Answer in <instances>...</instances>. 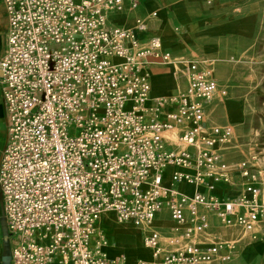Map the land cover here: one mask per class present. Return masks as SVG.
<instances>
[{
    "label": "built area",
    "instance_id": "obj_1",
    "mask_svg": "<svg viewBox=\"0 0 264 264\" xmlns=\"http://www.w3.org/2000/svg\"><path fill=\"white\" fill-rule=\"evenodd\" d=\"M139 1L3 0L8 141L0 189L10 264H123V253L103 249L109 240L98 222L107 211L143 227L152 260L135 264L227 260L221 250L236 242L209 238L216 225L264 235V167H255V146L250 158L232 162L225 153L232 128L206 123L207 106L227 94L211 67L191 63L183 90L147 104L150 58L169 63L170 54L158 36L138 39L142 19L134 28L108 19ZM168 104L175 109L164 111ZM176 128L169 141L164 132ZM234 173L236 197L211 192L232 184ZM184 182L192 193L180 190ZM164 211L173 223L167 235L153 226Z\"/></svg>",
    "mask_w": 264,
    "mask_h": 264
},
{
    "label": "crops",
    "instance_id": "obj_2",
    "mask_svg": "<svg viewBox=\"0 0 264 264\" xmlns=\"http://www.w3.org/2000/svg\"><path fill=\"white\" fill-rule=\"evenodd\" d=\"M140 0L136 8L132 10H124L122 12H109L108 19L111 24L121 26H135L137 19H142L146 25L144 31H137L136 36L139 40L145 41L151 36H158L160 39L158 21L168 28L169 34L166 35V44L163 51L170 54V62L162 63L160 60L150 58L149 72L152 73H164L168 70L176 71L177 89L173 92H156L155 96L151 98L147 104L152 103V100L157 97L170 96L178 93L186 87V72L191 63H196L199 67L201 65H209L211 67L214 77L217 80L220 88H225L227 94L221 97L206 108V123L209 125H228L232 128L233 136L230 146L226 150V155L232 162L243 159L241 154L250 156L252 152V145L247 143L252 138L247 137V140L240 139L241 136L237 134L236 124L228 122L226 119L221 122H216L217 115L223 113V102L228 96L227 86L221 83L215 75V68L212 64L214 59L209 57L218 46H226L232 44L237 39L249 38L255 34L258 26V16L255 14V2L252 0ZM158 8L161 14L158 19L153 10ZM232 17V20L229 18ZM127 27V28H129ZM8 28L7 13L3 0H0V59L4 53L6 47V33ZM161 41V40H160ZM199 63V64H198ZM1 75V71H0ZM151 83V80H150ZM152 87V83H151ZM175 106L168 104L164 107V111H173ZM220 110V111H219ZM225 118V117H224ZM239 121L240 118L234 119ZM178 132V129L172 130V134L168 136L167 132H164V136L169 141H174V135ZM244 140V142H243ZM8 141V121L7 114L2 98L1 85H0V160L2 151L5 148ZM251 143V142H250ZM257 168L264 167V160L261 158L260 162L255 166ZM171 168L166 170L164 179H169V173ZM240 176L238 173L232 174V184L219 182L216 185L224 190L232 191L224 193L219 198H233L240 193L241 187L239 186ZM169 185V184H168ZM222 185L223 187L219 186ZM264 185V178H263ZM184 185L180 184L179 188L182 190ZM186 188L189 189L190 194L193 192L194 187L190 188L187 184ZM203 189V188H200ZM216 195L215 193H213ZM217 196V195H216ZM2 194L0 189V264H10L11 262V249L12 241L9 237L7 226L3 218L2 208ZM172 220L169 217L168 212L164 211L159 214L154 222L153 226L158 228L162 235H167L169 228L172 225ZM99 225V222H98ZM103 228V227H102ZM214 228V229H213ZM241 231L240 228L230 226H213L208 234L212 239L233 240L236 244L232 250H228L226 247L221 250L222 254H228L230 252V258L227 260L214 261L211 264H264V235L256 233L254 237L260 242L257 244H248L246 241H241L239 238L231 237L226 233L227 230ZM109 242L110 239L106 230L103 228ZM257 232L259 228L256 229ZM144 235V232H143ZM123 253L122 250L116 252L113 256ZM138 260L131 262L135 264Z\"/></svg>",
    "mask_w": 264,
    "mask_h": 264
},
{
    "label": "rangeland",
    "instance_id": "obj_3",
    "mask_svg": "<svg viewBox=\"0 0 264 264\" xmlns=\"http://www.w3.org/2000/svg\"><path fill=\"white\" fill-rule=\"evenodd\" d=\"M252 1L255 2V14L258 16V26L255 34L249 38L237 39L232 44L225 43V47L218 46L216 51L209 57L214 59V63L212 62V64L215 68L216 77L221 83L225 84L228 89V96L223 102V113L225 118L223 115L221 116V114H219L215 121L221 122L226 119L228 122L236 124L237 127L235 131L241 136L240 139L246 141L247 137L252 138V140L247 143L253 144L258 153L257 157L263 158L264 160V0ZM215 4H218L217 0ZM152 12L160 19L161 14L158 8L154 9ZM232 19V17L229 18V20ZM130 26L132 27H126L134 28L133 25ZM157 26L160 29L161 48H164L166 44L165 37L169 34V30L163 22L158 21ZM159 79H163L165 83L171 85L173 90L178 88L177 82L175 81V70H168L164 73H152L150 74L152 87L148 94L149 99L154 97L151 91L154 89V81ZM237 117L240 118L239 121L234 120ZM69 132L72 133L73 129L71 128ZM240 156L245 158L243 154ZM247 157L250 158L249 155H247ZM187 184L188 182L182 183V185H184L182 190L185 192H189V189L186 188ZM219 186L223 187L222 185ZM191 187H193V184L190 185V188ZM197 187L202 188L199 185ZM211 192L215 193L217 196H222L226 192L231 194L232 191L224 190L214 185ZM111 214L115 220L113 212H111ZM115 222L117 221L115 220ZM102 223L106 227L110 242H133L134 236L130 233L125 236H117L116 233L112 232L111 225H113V221L110 218L103 219ZM116 224L130 225L131 223L117 222ZM225 230H227L226 233L231 237L239 238L240 242L248 240L247 245L260 242L252 235L256 228H252L249 231ZM103 248L106 254L111 257L116 253L109 250L107 251L105 247ZM149 249L151 254L147 257H141L142 260H152V250L150 247ZM125 261L126 262L123 264L131 263L129 257H126Z\"/></svg>",
    "mask_w": 264,
    "mask_h": 264
},
{
    "label": "bare ground",
    "instance_id": "obj_4",
    "mask_svg": "<svg viewBox=\"0 0 264 264\" xmlns=\"http://www.w3.org/2000/svg\"><path fill=\"white\" fill-rule=\"evenodd\" d=\"M156 92L171 93L173 92V89H172V86L165 83L163 79H159V80L154 81V89L153 91H151L152 96H155ZM162 97H165V96H162ZM172 130L173 129L166 131L167 135H168V132H170L169 134H172ZM163 184L168 185L169 179H164ZM108 218H110L113 221V225H111L113 233H116L117 236H125L126 234L130 233L134 236V240L133 242H126V243L108 242L104 246L107 249V251L109 250L111 252H118L122 250L125 256L123 263L126 262L125 261L126 257H129L130 261L133 262L136 260H142L141 257H147L151 254L149 247L143 243V227L142 226H136L133 224H130V225L116 224L117 222H115L111 212H106L99 221V226L103 227L105 230H106V227L102 223V220L108 219ZM106 255L109 256L108 254Z\"/></svg>",
    "mask_w": 264,
    "mask_h": 264
}]
</instances>
